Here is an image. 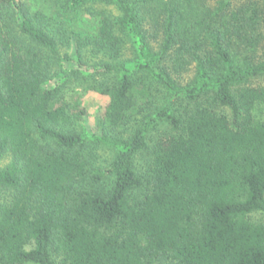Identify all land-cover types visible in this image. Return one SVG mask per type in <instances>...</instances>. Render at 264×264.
<instances>
[{
  "label": "trees",
  "instance_id": "16d2710c",
  "mask_svg": "<svg viewBox=\"0 0 264 264\" xmlns=\"http://www.w3.org/2000/svg\"><path fill=\"white\" fill-rule=\"evenodd\" d=\"M62 1L0 0V150L12 157L0 169V264H264V223L248 216L264 213V0L86 7L97 43L132 44L127 65L87 63L73 30L61 52L50 25ZM193 62L178 84L173 72ZM152 83L166 97L147 112ZM86 92L101 100L93 142L113 152L103 169L88 167L73 129Z\"/></svg>",
  "mask_w": 264,
  "mask_h": 264
},
{
  "label": "rangeland",
  "instance_id": "374dc122",
  "mask_svg": "<svg viewBox=\"0 0 264 264\" xmlns=\"http://www.w3.org/2000/svg\"><path fill=\"white\" fill-rule=\"evenodd\" d=\"M27 3L32 7L36 8L42 6L44 0H26ZM64 1V0H63ZM56 3V15L55 20L50 25V31L54 33V36L57 39L58 48L61 52L68 51L71 46L70 38L67 35H71L73 30L75 38L87 39L86 43H83L81 52L83 60L89 64H97L102 61L109 62L110 64H130L134 59V48L128 39L122 40V42L117 44L119 48L115 53L109 49L108 42L105 40L101 44L97 43L93 37V32L95 27L98 25L99 18L91 15L86 7H89L93 12L97 14H106L116 16L118 12L114 9L112 4H107V2L100 0H86L83 4L76 7H70L65 2ZM244 0H234L233 2L240 3ZM211 2V1H210ZM64 24V30L62 33H59L58 28L60 25ZM152 44L156 45V42ZM262 45L264 46V40H262ZM173 77L177 80V83L180 85L187 84L191 81L194 76V62L188 64L179 71L173 72ZM118 76V73L109 75L108 79H113ZM87 79V78H86ZM100 80H103L104 77H99ZM264 82V78L259 80ZM147 82H150L148 77ZM83 84L72 83L68 86L72 90H82ZM152 94L154 100L151 102V106L146 108V111H150L152 107H156L158 104H161L163 98L166 97V91L160 84L151 85ZM101 103L100 98L95 93L86 92L82 96V106L86 109V115L79 124L74 126V130L80 132L84 137H86V146L83 148V154L88 160L89 168L103 169L109 165L113 158V152L102 145H98L93 142L92 135L99 132L102 127L99 125V114L98 108ZM211 107L217 111L225 113L230 116V112L227 109H224L220 106L211 105ZM143 111V110H142ZM141 111V112H142ZM137 115V117H139ZM166 124H161L158 128L151 131L148 137V146L151 147L154 137L163 130L167 129ZM112 132H116L112 130ZM11 153L9 151L0 150V169L5 167L11 160ZM150 159L149 149L140 151L135 156V170L139 174L144 173L146 166ZM9 192L7 190H0V199L8 197ZM249 218L254 222L264 223V213L260 211H253L249 215ZM29 247V246H28ZM33 264V263H29Z\"/></svg>",
  "mask_w": 264,
  "mask_h": 264
}]
</instances>
